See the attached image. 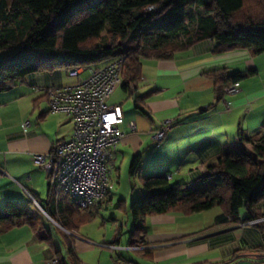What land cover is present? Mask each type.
Returning <instances> with one entry per match:
<instances>
[{
    "label": "crops",
    "instance_id": "crops-1",
    "mask_svg": "<svg viewBox=\"0 0 264 264\" xmlns=\"http://www.w3.org/2000/svg\"><path fill=\"white\" fill-rule=\"evenodd\" d=\"M217 46L218 43L207 40L170 60H144L141 79L135 87L126 90L123 83L110 98V106L122 108L124 123L119 127L122 140L111 166L110 179L115 189L99 206L97 218L108 211H119L128 219L132 216L128 200L114 194L124 162L128 161L131 167L134 159L141 156L142 166L143 162L154 166L153 174H169L170 181L192 184L207 166L216 164L225 146L236 151L250 150V146L239 142L237 136L241 131L252 137L261 135L264 53L254 56L248 49H238L220 54L215 52ZM89 69L37 73L11 90L0 92V207L9 200L25 205L27 200L30 203L34 199L44 202L43 209L48 211V177L37 167L34 156L48 154L58 144L69 141L74 124L67 115L49 112L45 90L75 86L88 77ZM214 69L255 75L240 82L238 94H225L217 102L215 83L207 75ZM76 71L81 73L73 79L71 74ZM166 120H172L173 126L163 143L156 146L151 134L160 130ZM26 122L30 125L24 132ZM131 124L135 125L134 130ZM120 202H125V210L119 209ZM258 212L259 219L254 220L257 223H241L209 235L201 232L216 223L223 214L221 208L190 216L170 213L151 217L140 250L115 244L117 239L121 242V223L115 217L114 238L103 247L123 254L116 264H264V202L258 206ZM33 214L43 221L38 231L23 226L0 234V264H44L57 252L65 264H73L70 253L79 264H86L81 256L91 246L75 243L67 235L70 232L46 223L36 209ZM247 216V212L241 213V219ZM132 251L139 257L129 256Z\"/></svg>",
    "mask_w": 264,
    "mask_h": 264
},
{
    "label": "trees",
    "instance_id": "trees-1",
    "mask_svg": "<svg viewBox=\"0 0 264 264\" xmlns=\"http://www.w3.org/2000/svg\"><path fill=\"white\" fill-rule=\"evenodd\" d=\"M207 40L218 43L216 53L248 49L254 56L263 54L264 0H0V51L23 49L0 61V92L37 73H69L118 58H124L123 87L128 90L141 79L144 60H170ZM207 75L215 83L219 102L227 87L255 73L214 69ZM237 137L250 150L225 146L216 164L207 166L195 183L173 185L169 174L142 178L148 194L127 207L135 224L129 247L142 245L147 220L155 216H190L221 208L223 214L203 235L259 219L258 206L264 202V125L259 137L244 131ZM141 167L137 156L131 176ZM103 201L81 211L68 200L49 197L47 213L72 234L97 218ZM119 205L125 210V202ZM243 209L248 215L244 220ZM23 226L38 231L43 221L10 200L0 207V234ZM115 244L121 246L118 239ZM68 249L72 251L70 243ZM70 256L73 264H79ZM55 257L66 263L60 252Z\"/></svg>",
    "mask_w": 264,
    "mask_h": 264
},
{
    "label": "built area",
    "instance_id": "built-area-1",
    "mask_svg": "<svg viewBox=\"0 0 264 264\" xmlns=\"http://www.w3.org/2000/svg\"><path fill=\"white\" fill-rule=\"evenodd\" d=\"M123 64L124 58H118L90 68L88 77L75 86L45 90L49 96V112L71 117L74 131L69 141L58 144L48 154L35 155L34 161L47 174L49 197L68 200L81 211L100 203L115 189L110 174L122 140L119 127L124 123V114L120 106H110L108 102L123 84ZM80 73L76 71V76ZM134 87L133 83L131 88ZM240 90L241 84L237 82L227 87L225 94L235 95ZM29 125V122L23 124L24 132ZM172 126V120H166L160 130L151 134L156 146L163 143ZM131 128L134 130L135 125L131 124ZM32 201L39 208L36 212L43 215L41 219L46 218L62 228L34 199ZM44 264H60V261L53 257Z\"/></svg>",
    "mask_w": 264,
    "mask_h": 264
},
{
    "label": "rangeland",
    "instance_id": "rangeland-1",
    "mask_svg": "<svg viewBox=\"0 0 264 264\" xmlns=\"http://www.w3.org/2000/svg\"><path fill=\"white\" fill-rule=\"evenodd\" d=\"M22 51L23 49L20 47H11L4 51H0V61H4L5 59H9L13 56H16ZM71 75L73 76V79H77L76 72H73ZM238 145L241 144L239 143ZM154 171L156 170L154 166L151 165V163L145 164L143 162V166L141 167L138 174L135 177H132L130 163L128 161L124 162L120 170V177L118 178V183L116 184V191L114 192L115 196L123 197L125 200H128V204L131 205L134 199H136L137 197L148 194L143 187L142 178L150 175H155L153 174L156 173ZM171 183L175 185L183 182H181V180L176 179L171 181ZM39 201L38 203L40 207L44 208V202ZM21 206L25 207L30 213H33V210L35 209H39L38 206H36L35 202L29 203L28 200L27 202H25V205ZM241 213L244 215L246 213V210L243 209ZM38 216L43 215L38 213ZM115 217L119 218L121 223V245L128 246L133 242L131 234L134 230V219L132 216H130L128 219L127 217H125L124 214L119 211L103 212L102 216L95 219L92 223L82 227L79 232L72 233L70 235L67 233V235L75 243L83 242L91 246L92 249L88 250L81 256L86 264H116L118 258L121 259V255L123 254H118L117 252L116 254L115 252H112L109 249L103 247L105 244H110L114 238L115 230L117 229V227L113 224V218ZM45 222L48 223L49 221L45 218ZM111 256L115 259L112 260L110 258ZM129 256L139 257L135 252H133Z\"/></svg>",
    "mask_w": 264,
    "mask_h": 264
}]
</instances>
